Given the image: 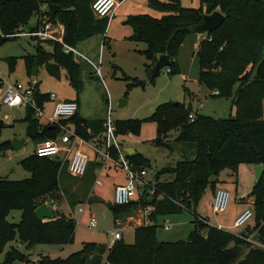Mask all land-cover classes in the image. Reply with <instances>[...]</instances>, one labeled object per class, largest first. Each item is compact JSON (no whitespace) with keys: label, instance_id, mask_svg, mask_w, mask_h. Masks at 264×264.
I'll return each instance as SVG.
<instances>
[{"label":"trees","instance_id":"1","mask_svg":"<svg viewBox=\"0 0 264 264\" xmlns=\"http://www.w3.org/2000/svg\"><path fill=\"white\" fill-rule=\"evenodd\" d=\"M94 0H53L51 4L61 6V11L50 17L52 40L51 53L39 47L34 55L23 57L27 75L36 77V71L48 61L55 64L54 70L64 68L69 78L78 82L81 65L75 60L73 50L78 42L95 33L102 32L109 19H98L92 10ZM206 11L182 9L178 0L160 4L166 9L175 10L164 19L148 15L132 16L129 22L133 27L131 41L143 42L148 48L144 51L146 68L151 73L159 56L170 58V73L175 72L173 57L176 48L186 36L202 23L205 14L219 9L226 17L216 31L207 35L199 46L201 75L199 81L211 90L219 92L215 96H230L234 117L216 119L197 115L190 122L191 110L181 103H165L157 107L148 121L158 124L157 144L172 130H179L177 141L194 143L196 157L183 158L174 168L175 178L166 183H155V193L143 197L139 202L127 206L113 207L115 217L131 206L152 207L151 219L157 214H178L184 210L193 212L196 217L194 229L187 240L160 242L157 227L142 225L134 229V242L131 244L116 241L112 247L96 243H83L80 251L66 259L54 260L43 256L38 261H29L17 248L12 247L0 264H103L105 257L109 264H264V172L257 181L253 194L255 200V229L242 233L227 231L208 224L207 219L196 214L195 206L208 188L216 191L219 175L225 168L236 171L240 164L264 166V0H202ZM43 2L39 0H0V44L16 39L11 35L25 25L33 16L40 14ZM50 4V5H51ZM243 11L248 15L244 16ZM240 18V19H239ZM239 19L241 24L234 27L243 36H216L224 24ZM238 28V29H237ZM253 45V46H249ZM241 47L244 54L239 55ZM234 60V65L230 60ZM13 69L14 60H10ZM255 72V73H254ZM254 74V75H252ZM156 76V75H155ZM151 77H154L151 75ZM1 85V82H0ZM39 86V83H38ZM40 105L49 100L47 94L37 93ZM27 134L39 143L45 139H55L60 127L43 126L32 109H26ZM62 124L73 123L75 132L86 141L93 140L103 131L104 120H90L79 117L78 112L71 118L61 120ZM116 127L121 134L136 133L138 121L119 122ZM133 135V134H132ZM5 145H10L8 142ZM128 159L139 169H145L146 162L140 154L128 155ZM22 164L32 177L12 181L0 179V254L5 247L16 241L28 249L38 244L66 246L74 242L75 222L72 218L54 212L51 219L39 221L36 209L44 203L53 202L58 207L63 204L61 192V162L39 157L36 153ZM181 184L183 194L177 198V186ZM214 191V193H215ZM13 211L21 212L19 223H10L8 217ZM251 233L257 234L260 246L249 240Z\"/></svg>","mask_w":264,"mask_h":264},{"label":"rangeland","instance_id":"2","mask_svg":"<svg viewBox=\"0 0 264 264\" xmlns=\"http://www.w3.org/2000/svg\"><path fill=\"white\" fill-rule=\"evenodd\" d=\"M170 1L120 0L121 7L118 13L114 19L113 17L109 19L104 30L82 38L73 49L74 57L82 68L78 82H73L69 78L66 69L60 67L59 70H54L55 64L51 60L36 71L42 90L49 89L56 99L65 95L78 97L83 106V115L90 120L109 121L115 126L119 122L138 121L139 128L136 133H132V138H129L130 133H119L116 127L118 149H111L109 153L113 158H117L121 154L120 151L124 152L125 148L135 150L145 160L147 178L153 183L173 181L174 168L177 164L183 158L193 160L196 157L194 143L177 141L179 130L170 131L167 137H162V143L157 144L158 124L147 119L159 105L177 102L191 110V114L216 119H221L224 114L227 118L235 116L230 96H215V89L211 90L199 81L201 67L198 51L200 43L207 39L208 34L200 35L195 32L188 34L175 50L173 57L175 72L170 73L168 66L154 77H151L146 68L147 59L144 51L148 48L147 44L130 40L133 27L129 19L132 16L148 15L159 20L164 19L176 11L161 7L157 3L169 4ZM178 1L182 9L205 12L207 8L202 0ZM243 15L247 16L248 12L243 11ZM239 19L227 21L215 35L243 36L234 28L241 24ZM38 25V16H33L28 25L23 26L24 31L19 37L0 44V75L6 80L12 83L17 81L26 83L29 80L23 57L37 53L41 41L32 38L28 33L35 30ZM40 46L47 54L51 53L52 46L47 41H42ZM244 51L245 48L241 47L239 55L244 54ZM10 60H14L13 69L10 67ZM229 62L234 65V60L231 59ZM121 100L126 101L123 107L119 106ZM52 103L50 101L46 104L48 116ZM26 116L27 111L24 108L0 104V179L21 181L32 177V173L22 164L23 160L35 154L36 147L34 140L27 134V123L23 121ZM262 119L264 120V101ZM71 131V134H74L73 126ZM62 135V132L58 134L60 137ZM98 136L91 141H95ZM14 139L24 141V146L20 150L12 148ZM8 142L10 145H5ZM88 149L84 150L90 158L86 174L83 177H73L65 167L60 179L61 192L67 201L63 199L61 211L58 213H63L65 217L75 221L74 242L66 246L38 244L28 249L16 240L5 247L0 254V261L4 260L12 247L26 255L29 261H38L43 256L54 260L66 259L80 251L83 243L111 244L112 233L124 226L126 227L124 239L121 241L128 244L134 242L133 228L139 225L135 218L145 214L146 208L131 206L121 211L118 219L115 217L112 210L115 206L114 191L117 186L128 183L126 172L113 161L103 162L100 155L91 148ZM126 156L128 157L127 153ZM254 167L240 164L236 171L229 168L221 171L216 187H222L230 192L232 196L230 210L238 205L255 208L256 198L253 191L257 181ZM96 180H100L102 184L97 185ZM138 200L139 196H136L133 201ZM212 200V190L208 188L194 209L198 216L207 218L210 225L216 226L217 218L225 216V213L215 214L211 206ZM79 207L84 208L85 213L80 214L77 210ZM91 214H94L97 220V228L94 230L89 229ZM195 217L196 215L188 210L171 215L157 214L156 220L150 225L157 227L158 241L177 242L187 240L194 229ZM20 219V211H13L8 217L10 223H19ZM166 224L170 225L169 230L164 228ZM256 224L257 220L254 217L243 228L225 226L224 230L242 233L250 228L253 231ZM249 239L258 246L256 233H251ZM114 244L115 242L110 247ZM103 264H109L107 257Z\"/></svg>","mask_w":264,"mask_h":264},{"label":"built area","instance_id":"3","mask_svg":"<svg viewBox=\"0 0 264 264\" xmlns=\"http://www.w3.org/2000/svg\"><path fill=\"white\" fill-rule=\"evenodd\" d=\"M43 2L40 8L39 25L38 27L29 32L32 38H36L40 41L52 40L53 36L50 33V17L47 14L50 11V4L53 0H39ZM118 6V0H94L92 2V10L98 19H110L113 15L114 10ZM24 31V27H20L15 34L11 35L13 37H19ZM24 34V33H23ZM71 51L69 48L65 49V52ZM170 72V70H168ZM0 104L9 107H18L24 109H32L35 112V117L41 122L46 118L45 113V102L40 105L39 98L37 96L38 90V80L36 77H31L26 83L22 82H10L0 75ZM48 95L49 100H54V95L51 92L45 93ZM216 95L219 92H215ZM40 95V92H39ZM79 109V104L76 100H63L57 101L53 107L52 115L47 117L48 124L57 125L61 120L73 117ZM190 122H194L196 115L190 114ZM103 132L97 137L95 141L87 142L86 144L97 154L101 156L103 162L113 161L117 166L121 167L127 175L129 180L126 185H119L114 191V203L117 206H127L133 203L134 198L139 196V200L143 197L153 196L155 193V183L150 181L148 177V172L146 169H139L136 165L131 162L126 156L125 152L120 151L121 154L117 158H113L109 153L111 149H118L119 142L116 137V126L109 121L103 123ZM66 134L62 137V142L66 144H72L73 140H79L80 138L71 134V132L65 128ZM133 135L130 133L129 138ZM61 152V148L52 139H45L37 143L35 148V153L42 158L55 159ZM66 163L67 172L73 177H83L88 169L90 158L89 155L82 151H73L72 147L66 149ZM125 153V154H124ZM97 185H101L100 180H96ZM231 194L223 188L216 189L213 200L211 201V206L215 214L223 213L227 210L230 202ZM53 212H58V206L53 202H47ZM153 208L148 207V211ZM70 212L72 209L69 208ZM78 212L83 214L85 209L79 207ZM255 217L254 210L252 208L246 209L241 213L235 220V228L245 227L253 218ZM75 222V221H74ZM97 228V220L94 214H91V219L89 222V229ZM166 230L170 229V225L166 224L164 226ZM222 229V227H218ZM124 228H118L113 233V243L123 239ZM250 240V239H249ZM257 245L260 244L257 242ZM15 264H24L18 262Z\"/></svg>","mask_w":264,"mask_h":264},{"label":"crops","instance_id":"4","mask_svg":"<svg viewBox=\"0 0 264 264\" xmlns=\"http://www.w3.org/2000/svg\"><path fill=\"white\" fill-rule=\"evenodd\" d=\"M120 7H121V2H120V0H118V6L116 7V9L114 10V12H113V15H112V17H113V19L115 18V14H117L118 13V11H119V9H120ZM111 17V18H112ZM110 18V19H111ZM70 50H73V49H70ZM74 52V51H73ZM76 60V59H75ZM77 61V60H76ZM37 78V77H36ZM28 79H30V78H28ZM38 79V78H37ZM38 82H39V86H38V90H39V92H40V94H45V93H47L48 91L49 92H51L49 89H47V90H42L41 89V82L38 80ZM63 100H76L77 102H78V104H79V109H78V115H79V117H81V118H84V119H88L89 117H86L85 115H83V106H82V104H81V102H80V100H79V98L78 97H75V96H67V95H65V96H61V97H59L58 99H56V97L54 96V100H48V101H45V113H46V104L48 103V102H53L52 103V109H51V113H50V115L49 116H51L52 115V110H53V107H54V105H55V103L57 102V101H63ZM47 114H46V118L47 117H49ZM46 118H44L42 121H41V124L43 125V126H50L51 128H56V126H59L60 127V132H62L63 133V135L60 137V136H57L55 139H52V140H54L55 141V143L61 148V152H60V154L58 155V157L57 158H55V160H57V161H59V162H61V172L63 173V171L65 170V167H66V170H67V163H66V156H67V153H66V149L67 148H69V147H72V149H73V151H77V150H79V151H82V152H84L85 154H87L84 150H85V148H89L90 149V147L86 144V140H84L81 136H79V135H77L76 134V132H74V134L75 135H77L80 139L79 140H73V142H72V144H66V143H63L62 142V137L66 134V132H65V128L66 129H68L70 132H72L71 131V127L73 126L74 128H75V125L73 124V123H68V124H62L61 123V121L56 125H51V124H48V121H47V119ZM59 132V133H60ZM88 142V141H87ZM89 142H91V141H89ZM36 145H37V143H35ZM35 145V146H36ZM36 148V147H35ZM88 149V150H89ZM125 149H131V148H125ZM124 149V150H125ZM91 150V149H90ZM133 150V149H132ZM134 152H135V150H134ZM88 155V154H87ZM62 157V158H61ZM218 188H222V187H216V189H218ZM215 191V190H214ZM214 191H212V195H214ZM63 196H65V195H63ZM64 199H65V197H64ZM231 199H232V196L230 197V202H231ZM65 201H67L66 199H65ZM137 202H139V200L137 201ZM230 202H229V205H228V208H227V210L225 211V212H223V213H225V216H222V217H218L217 218V225H216V227H222V229H226V227L225 226H231V227H233L234 228V223H235V220L237 219V217L241 214V213H243L246 209H248L249 207H246L245 205H238L237 207H233V209H231L230 210V208H229V206H230ZM248 203H249V201H248ZM68 204V203H67ZM62 206V205H61ZM69 208H71V207H69ZM148 209V207L146 208V213L145 214H142V215H140L139 217H137V218H135V220L136 221H138L139 222V225H137L136 227H138V226H142V225H150V224H152L153 223V219H151V214H152V212H153V209L151 210V211H148L147 210ZM58 210L59 211H61V208L60 207H58ZM58 211V212H59ZM84 213H85V211H84ZM62 214V213H61ZM202 218H205V217H203L202 216ZM205 219H207V218H205ZM148 221H151L150 223L148 222ZM207 222H208V224H209V220L207 219ZM144 223V224H143ZM128 226V225H127ZM212 226V225H211ZM129 227V226H128ZM136 227H134L133 228V231H134V229L136 228ZM124 229L126 228L125 226L123 227ZM130 228V227H129ZM113 238V237H112ZM123 239H124V236H123ZM113 243V239H112V242H111V244ZM111 244H108L107 246H111Z\"/></svg>","mask_w":264,"mask_h":264},{"label":"water","instance_id":"5","mask_svg":"<svg viewBox=\"0 0 264 264\" xmlns=\"http://www.w3.org/2000/svg\"><path fill=\"white\" fill-rule=\"evenodd\" d=\"M62 8L59 5L51 4L50 5V11L52 13H55L56 11H61ZM226 17L220 12V11H214L212 14H205L202 17V23L199 24L194 28V32L198 33L200 35L202 34H210L214 31H216L221 25L224 23ZM170 65V58L168 55H161L159 56L157 62L155 63L151 75L155 76L157 75L161 70L168 67ZM126 101L121 100L120 101V107L125 106ZM177 105L178 103H174ZM225 118V114L221 119ZM12 148L15 150H20L24 146V141L16 140L14 139L11 144ZM125 153L128 155H133L135 152L132 149H125ZM255 171V178L256 181H260L264 172V166L263 165H256L254 167ZM183 194V187L181 184L177 186V198L181 199ZM35 216L37 220L42 221L46 219H51L55 216V213L51 210L48 204L44 203L41 206H39L35 211ZM40 262V260H38Z\"/></svg>","mask_w":264,"mask_h":264}]
</instances>
